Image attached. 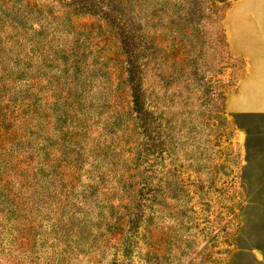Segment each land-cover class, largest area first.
Returning a JSON list of instances; mask_svg holds the SVG:
<instances>
[{
    "label": "rangeland",
    "instance_id": "1",
    "mask_svg": "<svg viewBox=\"0 0 264 264\" xmlns=\"http://www.w3.org/2000/svg\"><path fill=\"white\" fill-rule=\"evenodd\" d=\"M0 264H264V0H0Z\"/></svg>",
    "mask_w": 264,
    "mask_h": 264
}]
</instances>
